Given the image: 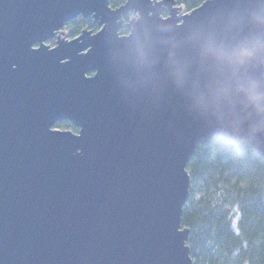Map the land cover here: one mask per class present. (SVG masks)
I'll list each match as a JSON object with an SVG mask.
<instances>
[{
	"label": "water",
	"instance_id": "water-1",
	"mask_svg": "<svg viewBox=\"0 0 264 264\" xmlns=\"http://www.w3.org/2000/svg\"><path fill=\"white\" fill-rule=\"evenodd\" d=\"M109 1L0 0V264H192L197 145L264 156V0ZM78 16L99 30L44 43Z\"/></svg>",
	"mask_w": 264,
	"mask_h": 264
},
{
	"label": "trees",
	"instance_id": "trees-1",
	"mask_svg": "<svg viewBox=\"0 0 264 264\" xmlns=\"http://www.w3.org/2000/svg\"><path fill=\"white\" fill-rule=\"evenodd\" d=\"M203 1L175 0L186 12ZM73 23L76 34L90 21L79 17ZM56 125L77 129L68 120ZM186 170L181 226L188 229L192 264H264V156L249 140L216 136L197 145Z\"/></svg>",
	"mask_w": 264,
	"mask_h": 264
},
{
	"label": "flooded vegetation",
	"instance_id": "flooded-vegetation-1",
	"mask_svg": "<svg viewBox=\"0 0 264 264\" xmlns=\"http://www.w3.org/2000/svg\"><path fill=\"white\" fill-rule=\"evenodd\" d=\"M124 2L125 0H116L115 2L116 4H111L109 1V5L111 8H117L120 5H122ZM136 14L137 13H134L133 10H130L125 15H122V24H121V27L118 29V33L120 35H125L129 33L130 30L127 25L129 24L132 18L136 17ZM163 15L164 16L167 15V12H164ZM79 17L89 20L90 24L89 25L85 24L84 26L79 28V31L76 34H71L72 28L76 26L73 23V21H75ZM99 28L100 27L97 25V22L93 19L92 16H88V17L78 16L64 23V25L58 31L55 32L54 36L50 39L45 40L44 43L48 45L49 47H53L57 44L58 38L68 40V39L78 36L83 30H87V31H90L91 33H95L99 30ZM34 46H37V44H35ZM91 74L92 73H89L88 75H91ZM76 130H78V128Z\"/></svg>",
	"mask_w": 264,
	"mask_h": 264
},
{
	"label": "clouds",
	"instance_id": "clouds-1",
	"mask_svg": "<svg viewBox=\"0 0 264 264\" xmlns=\"http://www.w3.org/2000/svg\"><path fill=\"white\" fill-rule=\"evenodd\" d=\"M260 47L257 45V48ZM253 51H246L245 56L252 55ZM249 101L257 108L264 109V85L258 81H250L244 88Z\"/></svg>",
	"mask_w": 264,
	"mask_h": 264
},
{
	"label": "rangeland",
	"instance_id": "rangeland-1",
	"mask_svg": "<svg viewBox=\"0 0 264 264\" xmlns=\"http://www.w3.org/2000/svg\"><path fill=\"white\" fill-rule=\"evenodd\" d=\"M184 12H186V11L180 10V11L178 12V14L180 15V14H182V13H184ZM162 16H164V15H162ZM54 126L57 127L56 124H55ZM57 128L61 129V127H57ZM65 129H69V130H71V131H73V132H77V130H74L73 128H65Z\"/></svg>",
	"mask_w": 264,
	"mask_h": 264
}]
</instances>
